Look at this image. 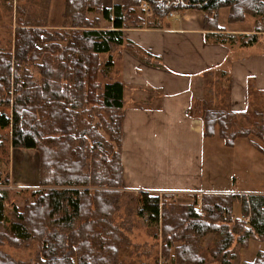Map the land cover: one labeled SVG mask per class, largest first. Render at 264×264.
<instances>
[{
	"label": "trees",
	"instance_id": "trees-1",
	"mask_svg": "<svg viewBox=\"0 0 264 264\" xmlns=\"http://www.w3.org/2000/svg\"><path fill=\"white\" fill-rule=\"evenodd\" d=\"M144 4L147 20L137 17L135 25L145 21L156 26L170 12L194 8L204 12V27L212 31L206 34L207 41L255 43L257 34L214 32L218 10L227 7L230 22L249 14L257 20L255 31L264 32L262 0H123L112 8L102 7L100 0H67L58 29L34 23V18L18 19L9 49H0V107L10 109L0 112V129L10 128L13 148L37 152L39 182L48 188L37 191L26 214L14 208L11 217L5 209L7 193L0 191V246L39 243L28 262H18L0 249V264H122L119 249L129 242L121 237L113 216L122 197L124 84L113 78V65L120 50L129 47L122 31L127 14L131 16L135 7L146 12ZM89 13L105 25L99 26L102 21L94 25ZM225 75L219 70L204 73V96L192 101V116L201 120L204 136H214L217 128L227 146L250 136L264 144V92L248 87L245 109L234 111ZM140 195L137 213L147 216L148 227L164 217L165 247L183 242L176 254L179 263H196L197 255L185 254L190 236L219 234L212 254L220 264H230L234 242L245 247L250 238L264 239V194H208L212 200H203L200 213L189 208L185 226L178 217L173 225L165 224L158 195ZM234 201L240 204L241 218L232 217ZM202 212L205 219L200 218ZM255 260L244 264H263L264 253H257Z\"/></svg>",
	"mask_w": 264,
	"mask_h": 264
},
{
	"label": "crops",
	"instance_id": "crops-1",
	"mask_svg": "<svg viewBox=\"0 0 264 264\" xmlns=\"http://www.w3.org/2000/svg\"><path fill=\"white\" fill-rule=\"evenodd\" d=\"M101 1L103 7L112 8L123 0ZM49 2L47 26L60 28L66 0ZM134 12L122 29L129 47L120 50L113 65V78L124 84L122 184L147 193L210 191L202 189V147L208 139L224 142L217 128L214 136L203 135L201 120L191 114L192 101L203 98L204 73L209 70L226 74L223 81L229 84L234 111L245 109L248 87L264 92V32L255 31L257 20L249 14L230 22L227 7L218 10L214 32L257 34L255 43L241 46L207 41L206 34L212 31L205 29V14L198 9L170 12L156 26L145 21L140 26L133 24L142 16L139 7ZM148 15L145 12L143 18L147 20ZM87 16L95 23L102 21L97 15ZM234 143L260 142L238 137ZM243 193L264 194V189Z\"/></svg>",
	"mask_w": 264,
	"mask_h": 264
},
{
	"label": "rangeland",
	"instance_id": "rangeland-1",
	"mask_svg": "<svg viewBox=\"0 0 264 264\" xmlns=\"http://www.w3.org/2000/svg\"><path fill=\"white\" fill-rule=\"evenodd\" d=\"M47 2L48 0H0V49H9L18 19L26 18L32 21L29 19L34 18V23L46 22L47 24L50 6V2L49 4ZM100 5L103 7L101 0ZM143 7L147 12L148 5L144 4ZM91 15L94 16L93 13ZM128 17L130 14H127ZM101 23L105 24L104 21ZM0 112L10 113V109L0 107ZM99 132L106 140L108 139L102 130ZM10 137V128L0 129V191L7 193L5 209L9 217L12 216L14 208L26 214L27 208L36 198L37 191L48 188L39 182L37 152L32 148H13ZM250 137L254 141L258 140L255 136ZM255 144L264 149L262 142L234 143L232 146H227L224 143L206 140L202 147L200 176L202 175V189L210 191L203 193L148 192L150 195H158L163 212H166L165 224L173 225V218L178 217L181 224L185 226L184 217L189 208H194L200 213L203 200H212V196L208 195L215 193L212 191L244 194L243 192L249 190H263L264 152L260 151ZM120 190L122 192L120 210L113 216V221L120 230L121 237H125L129 242V244L122 243L119 249L122 251L120 255L122 264H220L212 254L218 248L220 238V235L215 233L205 234L197 238L198 240L195 236H190L193 241L189 239L190 243L185 254L189 257L197 255L196 263H179L176 260V254L180 252L183 242L181 240L173 242L169 250L165 247L162 235L164 217H160L158 223L148 227L147 216L140 217L137 213L141 205V191L126 188L122 183ZM232 217L241 218L238 201L232 204ZM200 218L205 219L203 212ZM30 224L34 227V221H30ZM0 249L18 262H28L39 250V243L28 241L13 245L6 242L0 246ZM259 252L264 253V239L250 238L245 247L234 242L231 246L233 258L230 264L255 263L256 254ZM189 257L187 258L190 259Z\"/></svg>",
	"mask_w": 264,
	"mask_h": 264
}]
</instances>
